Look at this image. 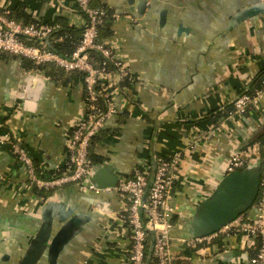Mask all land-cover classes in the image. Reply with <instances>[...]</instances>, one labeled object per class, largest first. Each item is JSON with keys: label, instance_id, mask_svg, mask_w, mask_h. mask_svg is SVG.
Masks as SVG:
<instances>
[{"label": "crops", "instance_id": "obj_1", "mask_svg": "<svg viewBox=\"0 0 264 264\" xmlns=\"http://www.w3.org/2000/svg\"><path fill=\"white\" fill-rule=\"evenodd\" d=\"M0 4L20 17L46 22L64 17L80 28L75 0ZM92 4L117 15L103 40L118 46L133 77L115 94L118 112L90 145L93 166L110 167L119 184L139 166L148 163L152 170L160 157L181 151L172 264H229L231 259L237 264L241 255L248 261L255 251L251 240L231 238L226 248L220 242L195 249L182 239L190 237L189 220L227 173L232 157L243 153L253 162L260 156L264 96L245 114L232 107L234 97L254 86L264 70V0ZM47 65L62 76L50 75L48 68H26L21 57L0 55V264H23L45 218L49 236L32 264H126L130 230L114 188L95 193L66 184L40 190L12 151L14 142L21 143L45 177L69 166V134L85 113V84L77 72ZM218 109L226 114L211 115ZM63 229L69 231L53 254L49 245Z\"/></svg>", "mask_w": 264, "mask_h": 264}, {"label": "built area", "instance_id": "obj_2", "mask_svg": "<svg viewBox=\"0 0 264 264\" xmlns=\"http://www.w3.org/2000/svg\"><path fill=\"white\" fill-rule=\"evenodd\" d=\"M91 1L75 0L81 12L82 35L71 54L66 56L52 50L49 45L52 33L59 24L40 19L24 23L11 18L10 11L0 4V51L30 59L36 64L53 63L66 72H81L86 92L85 113L75 122L69 134V166L63 172L42 176L21 143L14 142L12 151L26 166L31 185L40 190L52 191L66 184H77L83 192L100 193L114 188L122 203V218L130 230L126 264H147L151 246L150 233L154 236L150 261L153 259L154 264H172V230L176 225L173 219L178 211L173 199L180 176L182 152L157 160L152 183V171L148 163L136 168L132 176L125 177L117 186L98 187L91 179L94 167L89 157L92 140L101 132L106 121L118 112L115 94L125 90L122 87L125 81L133 80L118 46L99 39L98 26L107 11L92 6ZM94 52H98L103 61L97 62ZM262 96L264 81L255 95L242 91L234 97L235 113L245 114L256 99ZM101 100L104 101V108H101ZM249 157L251 158L243 153L235 154L229 162L227 173L245 167L252 161ZM231 238H245L254 242L255 251L248 262L264 264V174L259 196L250 211L241 213L217 231L183 238L182 241L195 249L220 242L226 248V240Z\"/></svg>", "mask_w": 264, "mask_h": 264}, {"label": "water", "instance_id": "obj_3", "mask_svg": "<svg viewBox=\"0 0 264 264\" xmlns=\"http://www.w3.org/2000/svg\"><path fill=\"white\" fill-rule=\"evenodd\" d=\"M249 12V11H248ZM157 162H154L152 168L151 181L154 178V172ZM262 162L260 156L253 162L247 164L244 168L236 169L226 173L214 191L205 197L196 207L191 219L188 222V231L190 237H198L217 231L225 224L234 220L238 215L248 212L256 202L261 185ZM93 183L98 187H113L118 185L117 175L111 171L110 167L94 166L91 177ZM50 220L45 218L38 236L33 240L32 251L23 264H32L45 248L46 239L49 236ZM63 229L53 242L49 245L50 250L55 254L63 244L65 239ZM151 235V246L148 262L151 259L154 245V236ZM238 255V254H234ZM242 262L237 264H250L245 255H241ZM229 264H236L232 261Z\"/></svg>", "mask_w": 264, "mask_h": 264}, {"label": "trees", "instance_id": "obj_4", "mask_svg": "<svg viewBox=\"0 0 264 264\" xmlns=\"http://www.w3.org/2000/svg\"><path fill=\"white\" fill-rule=\"evenodd\" d=\"M92 4V1H91ZM92 6H94L92 4ZM94 7H98V8H103L107 11V13L102 16V20L101 23L98 26V32H99V39L101 41H104L103 37L106 34V32H108V28L110 26V21L114 18V16L112 14H110V12H108V10L106 8H104L103 6H94ZM9 16L11 18H14L16 20H21L24 23H31L36 21V19L30 17V16H18L16 15V13H10ZM52 24H59L58 28L52 33V36L50 38V48L54 51H56L57 53L61 54V55H70L72 50L75 48V46L78 44L79 40L81 39V35H82V28H79L77 26H73L69 23V21L64 18V17H58L55 21H49ZM95 56V59L97 60V62H101L103 61L102 56L98 53V52H94L93 53ZM0 55L3 56H13L12 54L5 52V51H0ZM24 62H25V67L26 68H34L36 70H47L48 68V73L50 75L56 76V75H60L61 71L57 68H53V67H49L47 64H36L34 63L32 60L27 59V58H23ZM50 68V69H49ZM51 71V72H50ZM79 74L80 77H83V74L81 72H77ZM264 81V70L261 72V74L258 77V80L256 81V84L249 88H245L244 92H248L251 95H255L256 92L261 89L262 84ZM128 85V81H125L122 84V87L124 88L125 86ZM232 105V104H231ZM233 106V105H232ZM104 101L101 100V108H104ZM231 109V107H229L227 109V111H229ZM234 109V107H232V110ZM211 115H220L221 113L223 115H225L226 113L221 110H213L212 112H210ZM96 137V136H95ZM94 137V138H95ZM93 138V139H94ZM258 142L259 144V152H260V156H261V160H262V164L264 167V149H263V144H264V129L262 130V132L258 135ZM93 141V140H92ZM90 159H92L91 156H89ZM244 168V167H243ZM47 194V193H46ZM45 194V195H46ZM173 221H176V217H174ZM151 264H154V260L152 259Z\"/></svg>", "mask_w": 264, "mask_h": 264}]
</instances>
